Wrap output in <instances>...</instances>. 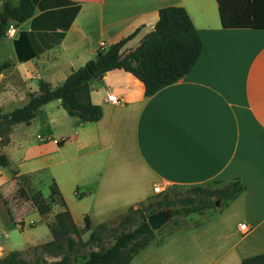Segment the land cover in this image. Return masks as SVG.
<instances>
[{
    "label": "crops",
    "instance_id": "crops-1",
    "mask_svg": "<svg viewBox=\"0 0 264 264\" xmlns=\"http://www.w3.org/2000/svg\"><path fill=\"white\" fill-rule=\"evenodd\" d=\"M3 1L18 2L0 0V9ZM254 2L264 24V0ZM165 5L182 6L201 38L186 74L145 95L140 80L111 68L88 84L101 108L97 120L79 121L53 99L0 141V257L51 239L18 185L30 193L42 183L47 197L53 181L59 196L48 215L66 208L81 227L84 217L95 224L147 199L155 184L232 177L245 184L237 196L147 243L125 264H238L264 253V26L223 27L216 0H34L31 15L8 19L14 31L0 37L1 54H8L0 62H10L0 70V110L22 105L38 80L60 84L123 35L133 32L123 48L134 47ZM15 39L26 56L17 57Z\"/></svg>",
    "mask_w": 264,
    "mask_h": 264
},
{
    "label": "trees",
    "instance_id": "trees-1",
    "mask_svg": "<svg viewBox=\"0 0 264 264\" xmlns=\"http://www.w3.org/2000/svg\"><path fill=\"white\" fill-rule=\"evenodd\" d=\"M220 23L223 27H261L264 26L255 16L254 0H216ZM34 0H18L14 5L8 1L1 3L0 37L8 19L15 23L29 17L33 10ZM21 35L23 33H20ZM133 32L123 35L99 47L95 54L82 65L72 69L64 80L55 86L38 80L37 88L28 94L27 100L9 111L0 110V141L6 139L12 124L28 122L36 109L47 101L58 99L67 114L75 116L79 121H95L101 115L98 104L89 98L88 84L99 78L103 72L111 68H121L131 73L143 84L145 95L153 93L159 87L177 80L186 74L198 58L201 51V38L190 21L185 9L179 5H165L157 9L156 20L149 32L143 35L132 48H123V44ZM18 58L26 55L20 53L18 40L14 41ZM10 64L8 60L0 62V70ZM0 154V164H5ZM245 188L238 177L211 179L202 183L172 184L159 193L151 195L150 202L143 211L142 201L136 206H128L136 216L124 215L120 223L133 224L123 227L113 235V240L105 246L89 249L79 260H75L72 251L80 240L82 231L90 226L84 217V223L77 227L66 208L51 215L46 225L51 239L33 245L32 249H41L47 254L58 256L52 260L44 258L34 261L21 256V251L11 249L0 257V264H125L139 249L151 242L154 230L150 229L146 216L164 207H168L171 215L186 216L190 213L214 212L237 196ZM16 193L29 199L40 215L50 211V206L59 191L53 181L49 184V194L43 197L39 191L26 193L17 186ZM217 200V204L214 201ZM63 204V203H62ZM98 226H103L99 223ZM172 232V231H170ZM169 232V233H170ZM168 233V234H169ZM100 236L92 229L87 239L81 244L99 240ZM160 241V240H159ZM62 249L65 252L62 253ZM238 264H264V253L243 257Z\"/></svg>",
    "mask_w": 264,
    "mask_h": 264
},
{
    "label": "rangeland",
    "instance_id": "rangeland-1",
    "mask_svg": "<svg viewBox=\"0 0 264 264\" xmlns=\"http://www.w3.org/2000/svg\"><path fill=\"white\" fill-rule=\"evenodd\" d=\"M8 54L6 52L1 54L0 51V58H7ZM34 134V133H33ZM15 166V165H13ZM38 188L40 191H45L47 190V187L43 185L42 183L38 184ZM39 190H33V191H39ZM32 191L31 188H29V192ZM32 191V192H33ZM39 191V192H40ZM31 193V192H30ZM41 194V192H40ZM156 194V193H155ZM154 195V194H153ZM152 199H157L155 198H147L143 200L142 205L143 208L142 210L147 212L148 208H145L146 205L150 202L149 207H154V204L151 203ZM135 204L134 206H136ZM162 209H168V207H164ZM50 212V211H49ZM49 212H47L45 215H43V218L45 219V222H48L51 219V216H49ZM207 212L209 213L210 211L202 212L201 214L199 213H190L186 216H181V215H171L167 218L166 221H164L160 226L157 228L153 229L154 230V235L152 237V242H158L159 240H162L165 238V236L170 232L177 230L179 228H182L184 226H187L189 224L194 223L195 221H198L199 219L206 217ZM136 213L133 211L129 210V208H124L118 212L111 213L103 218L100 222H97L95 224H91L88 229H85L82 231L80 235V240L84 241L87 239L89 232L94 229L96 233L100 236L99 240L91 241L89 243L81 244L80 240L76 242L75 249L72 251V256L74 257L75 260H79L83 254H86L89 249L92 248H97L99 246H105L108 243H110L113 240V235L118 232L123 225H128L129 227H132L133 224H127L130 222H125L123 225L120 223L122 220V217L124 215H131L136 216ZM48 215V217H47ZM47 217V218H46ZM99 223H103V226H98ZM65 252L64 249H62V253ZM21 256L27 260L34 261V260H39L41 258H44L46 260H52L55 258H58V256H53L51 254H47L43 252V250L39 249H32V246H28L25 249L21 250Z\"/></svg>",
    "mask_w": 264,
    "mask_h": 264
},
{
    "label": "built area",
    "instance_id": "built-area-1",
    "mask_svg": "<svg viewBox=\"0 0 264 264\" xmlns=\"http://www.w3.org/2000/svg\"><path fill=\"white\" fill-rule=\"evenodd\" d=\"M13 31H14L13 23L10 22V21H7V24L5 25V28H4V35H12ZM106 99L111 101V102H114V103L120 102V98L117 97L116 95H113V94H107L106 95ZM168 187H169L168 183L165 182L163 184H155L152 187V190L155 193H159V192H161L162 190H164V189H166ZM238 229L241 232H245V231L248 230V227L244 223H239L238 224Z\"/></svg>",
    "mask_w": 264,
    "mask_h": 264
},
{
    "label": "water",
    "instance_id": "water-1",
    "mask_svg": "<svg viewBox=\"0 0 264 264\" xmlns=\"http://www.w3.org/2000/svg\"><path fill=\"white\" fill-rule=\"evenodd\" d=\"M217 200L214 201L217 204ZM170 216L169 209H160L155 211L154 213L148 214L146 216V222L150 229H155L160 226L167 218Z\"/></svg>",
    "mask_w": 264,
    "mask_h": 264
}]
</instances>
